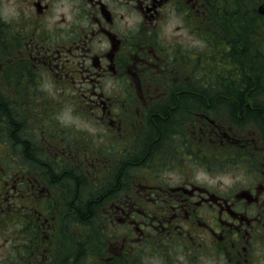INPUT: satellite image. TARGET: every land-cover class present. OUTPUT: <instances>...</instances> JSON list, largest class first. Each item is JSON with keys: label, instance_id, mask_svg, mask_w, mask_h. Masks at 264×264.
Instances as JSON below:
<instances>
[{"label": "flooded vegetation", "instance_id": "flooded-vegetation-1", "mask_svg": "<svg viewBox=\"0 0 264 264\" xmlns=\"http://www.w3.org/2000/svg\"><path fill=\"white\" fill-rule=\"evenodd\" d=\"M245 81L241 0H0V264H264Z\"/></svg>", "mask_w": 264, "mask_h": 264}, {"label": "rangeland", "instance_id": "rangeland-1", "mask_svg": "<svg viewBox=\"0 0 264 264\" xmlns=\"http://www.w3.org/2000/svg\"><path fill=\"white\" fill-rule=\"evenodd\" d=\"M258 2L259 0H241V71L246 74L249 73L248 69L257 71L254 69V66L258 67L259 63H257V61L260 62V60L264 58V55L259 56L258 54L257 56L256 53L258 47L264 49V35L261 33L263 32L264 22L255 15V7ZM235 9L236 7H231L229 12V26L233 29H237L239 26L237 18H232V13ZM203 25H205V23H203ZM197 45L200 48L199 51H205V42L203 39L200 38L197 41ZM200 63L206 65L205 61L199 62V64ZM70 110L71 109L68 108L67 110L65 109V111L62 112L63 116H69ZM176 119L178 120V118ZM181 119H183V116ZM180 125L185 126L186 124L181 121ZM226 173H231V171Z\"/></svg>", "mask_w": 264, "mask_h": 264}, {"label": "trees", "instance_id": "trees-1", "mask_svg": "<svg viewBox=\"0 0 264 264\" xmlns=\"http://www.w3.org/2000/svg\"><path fill=\"white\" fill-rule=\"evenodd\" d=\"M257 63H259L258 67L254 66V69L257 71H254L253 69H248L249 73H244L241 71V78L242 79H250V81H245L242 83V86H244L245 88H251L253 89L252 92L254 91V88H257L260 86L261 83V87L264 88V58L259 61H257ZM256 81H252V80H256ZM261 92H264L261 91Z\"/></svg>", "mask_w": 264, "mask_h": 264}, {"label": "water", "instance_id": "water-1", "mask_svg": "<svg viewBox=\"0 0 264 264\" xmlns=\"http://www.w3.org/2000/svg\"><path fill=\"white\" fill-rule=\"evenodd\" d=\"M260 12H264V2L258 7Z\"/></svg>", "mask_w": 264, "mask_h": 264}]
</instances>
